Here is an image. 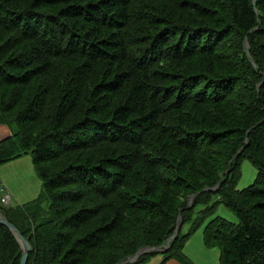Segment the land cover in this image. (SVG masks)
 <instances>
[{
    "label": "trees",
    "instance_id": "1",
    "mask_svg": "<svg viewBox=\"0 0 264 264\" xmlns=\"http://www.w3.org/2000/svg\"><path fill=\"white\" fill-rule=\"evenodd\" d=\"M0 124V164L30 153L42 183L0 203L26 264L146 249L137 264L178 220L160 264H193L205 220L219 264H264V0H0ZM244 158L257 176L239 190ZM20 257L0 223V264Z\"/></svg>",
    "mask_w": 264,
    "mask_h": 264
},
{
    "label": "rangeland",
    "instance_id": "2",
    "mask_svg": "<svg viewBox=\"0 0 264 264\" xmlns=\"http://www.w3.org/2000/svg\"><path fill=\"white\" fill-rule=\"evenodd\" d=\"M5 126L9 129L7 125ZM0 176H2L5 181H16L15 184L16 188L19 190V196L21 198H25V201H23L21 204L38 198L41 193V179L36 173L30 153L1 163ZM256 176L257 168L255 165H253L252 162L247 158L242 159L240 162V175L236 183L237 189L241 190L248 187L250 184H252ZM41 202L43 207L47 206V203L44 201V199H41ZM200 208L201 206H198L195 209V212L197 213ZM214 215L224 217L230 221H236L234 214L222 205L217 207ZM206 222L207 221L205 220L198 224L182 248V252L191 260L193 264H219V250L216 247H208L203 241L202 234ZM189 226L190 223L183 225L181 228V233H186ZM177 234L178 232L176 234L174 233L173 236L166 241V243L160 245L159 247H151L149 251L154 250L156 253L137 264H160L163 259L161 252L170 246L172 239L175 238ZM136 258L137 256L135 255L127 257L122 263H132L136 260ZM170 260H172L170 264H181L175 259H169L165 262L168 263Z\"/></svg>",
    "mask_w": 264,
    "mask_h": 264
},
{
    "label": "water",
    "instance_id": "3",
    "mask_svg": "<svg viewBox=\"0 0 264 264\" xmlns=\"http://www.w3.org/2000/svg\"><path fill=\"white\" fill-rule=\"evenodd\" d=\"M215 188H217V187H214L213 190H215ZM0 223L3 224L4 226H6L8 229H10V231H12V233L14 234L16 239L18 240L20 248H21V257H20L19 264H26L28 253L31 251V246H30L28 240L25 237H23L22 235H20L17 228L13 224L8 222L6 219H4L1 215H0ZM179 229H180V220H178V224H177L175 234L178 232ZM145 250L146 249H141L140 251H138L135 254V256H138L140 253H143Z\"/></svg>",
    "mask_w": 264,
    "mask_h": 264
},
{
    "label": "crops",
    "instance_id": "4",
    "mask_svg": "<svg viewBox=\"0 0 264 264\" xmlns=\"http://www.w3.org/2000/svg\"><path fill=\"white\" fill-rule=\"evenodd\" d=\"M10 135V130L5 126L0 124V140ZM0 182L3 183L12 195V206L21 205L25 201L24 197H20L19 190L16 188V181H5L2 176H0ZM30 197V196H29ZM172 260L165 262L164 264H170Z\"/></svg>",
    "mask_w": 264,
    "mask_h": 264
},
{
    "label": "built area",
    "instance_id": "5",
    "mask_svg": "<svg viewBox=\"0 0 264 264\" xmlns=\"http://www.w3.org/2000/svg\"><path fill=\"white\" fill-rule=\"evenodd\" d=\"M0 203L5 206H12V195L7 187L0 182Z\"/></svg>",
    "mask_w": 264,
    "mask_h": 264
}]
</instances>
